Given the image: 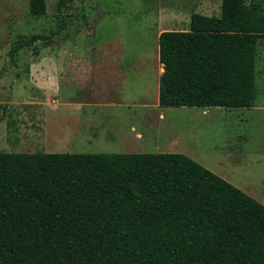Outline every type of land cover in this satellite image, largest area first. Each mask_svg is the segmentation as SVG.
Here are the masks:
<instances>
[{
    "label": "trees",
    "instance_id": "trees-1",
    "mask_svg": "<svg viewBox=\"0 0 264 264\" xmlns=\"http://www.w3.org/2000/svg\"><path fill=\"white\" fill-rule=\"evenodd\" d=\"M260 37L264 0L161 31L159 104L252 107ZM0 264H264V203L183 152L0 147Z\"/></svg>",
    "mask_w": 264,
    "mask_h": 264
},
{
    "label": "rangeland",
    "instance_id": "rangeland-1",
    "mask_svg": "<svg viewBox=\"0 0 264 264\" xmlns=\"http://www.w3.org/2000/svg\"><path fill=\"white\" fill-rule=\"evenodd\" d=\"M46 2V13L34 15L29 0H0V147L3 150L46 151L38 148L37 142L24 144V125L40 127L53 122L63 125L68 119L69 123L78 122L72 118L75 106L52 105L49 98L43 97V91L34 87L31 76L43 74L49 68L44 59L84 58L89 60L83 68L91 87L85 95L76 93L73 99L114 100L116 105L100 106L95 115L84 106L79 111L83 114L86 109L83 124L96 121L106 129L97 133V139H94L97 134L85 133L87 136L75 143L67 138L55 143L48 136V141L55 143L49 152L130 150L123 147L125 144L134 145L142 152H183L264 203V37L258 42L257 97L252 107L144 106L139 104L157 102L159 31L188 29L193 11L220 15L221 0ZM34 33L51 38L21 48L12 60L11 47ZM109 59L117 62L111 64ZM39 62L43 64L35 66L37 70L33 72L32 64ZM60 98L64 101L63 96ZM35 109L39 110V120L36 115L33 117ZM61 115L68 119H62ZM131 125L137 130L143 127L144 136L135 139L127 135ZM108 129H115L119 137L113 132L114 139L102 136ZM30 135L35 138L38 134Z\"/></svg>",
    "mask_w": 264,
    "mask_h": 264
},
{
    "label": "crops",
    "instance_id": "crops-1",
    "mask_svg": "<svg viewBox=\"0 0 264 264\" xmlns=\"http://www.w3.org/2000/svg\"><path fill=\"white\" fill-rule=\"evenodd\" d=\"M161 31L163 30L161 29L158 35L161 33ZM88 61L89 60H86L84 58H66V59L47 58V59H44L43 61L45 65L49 66L47 70H44L45 73L40 74L38 72V74H34L33 76H31L36 84L34 85V87L37 88L38 90L43 91V97H45V99L49 98L50 100L48 99V101L52 105L57 106L58 103L59 104L64 103L66 105L75 106L74 109L76 111L74 112L76 113L72 114V118L78 119V122L69 123L68 117L61 115L62 119L63 118L68 119L67 124H64L63 122V125H60L58 123L55 124V122H53V125L49 124V126H46V124L44 123L40 127H35V126L29 127L28 125L26 126L24 125L25 127L23 126L22 132H24V136L26 138L28 136V139L26 138L23 139V142L26 146L29 145L30 143L32 145L33 143L37 142L39 143L38 148L42 147L43 149L46 150V152H49V151H52L51 147L54 146V144L56 143L55 141L57 140L59 141L63 138L64 139L67 138L70 140H74V143H75L77 142V140L82 139L81 137L87 136L85 135V133L89 134L93 132V134H97V133L101 134V132L106 129L103 126H99L98 124H96V121L93 122V120H92L93 122L92 124L84 125L82 117H83V114L86 112V109L83 112V114H81L79 111L83 110L84 106H86V107H89V113L95 115L97 114V112H99L98 107L100 106H105L107 104L110 106L116 105V102L114 100H111L110 102H101V101H96V100L75 101L73 99V97L76 96V93H79V95H85L88 89L90 90L91 84L88 85V81H86L85 79L87 76L85 75L86 69L83 68L87 64ZM113 61L115 60H112V59L108 60V62H111V64ZM159 61H160V58H159ZM39 63L32 64L33 72L37 70L35 66L43 64L41 62ZM159 63H160L159 65L160 70L157 71V80H160V76L162 72L164 71L163 63L161 61ZM75 69H78V71H76ZM63 91L64 93H62ZM157 91H158V94L157 93L156 94L158 95V97H157L156 103H144V104H139V105L161 107V105L159 104V87ZM61 96L64 97V101L61 100L60 98ZM132 105H136V104L133 103ZM35 115L36 117H38L36 119L39 120V117H40L39 110H36L35 113H33V117ZM160 115L162 116L163 114L161 113ZM58 119L59 117L57 116V120ZM59 121L60 119L58 120V122ZM141 129L142 130H137L134 125H131L129 129L126 130L129 132V134L127 135H131L135 139L142 138L144 136L145 130H143L144 129L143 127ZM114 131L115 129H108L109 135H108V132H104V135L102 136L106 138L110 136L111 139H114L113 137V135L115 134ZM30 134H32L33 136L35 134H38L39 137H43V138H41V140L36 139L38 135L34 136L35 138H32ZM115 135H116V138L119 137V135L117 134ZM48 136H50L51 140L54 141L55 143L54 142L50 143L48 141ZM97 136L98 134L94 137V139H97L98 138ZM85 140H87V138ZM38 141L46 142V143H40ZM23 142H22V145H23ZM123 147L125 149H130V150L123 151V152H129V151L130 152H142L140 149H138L137 147L131 144H125V146ZM31 149H34V148H31ZM24 152H33V151L31 150V151H24Z\"/></svg>",
    "mask_w": 264,
    "mask_h": 264
},
{
    "label": "bare ground",
    "instance_id": "bare-ground-1",
    "mask_svg": "<svg viewBox=\"0 0 264 264\" xmlns=\"http://www.w3.org/2000/svg\"><path fill=\"white\" fill-rule=\"evenodd\" d=\"M179 143V142H178Z\"/></svg>",
    "mask_w": 264,
    "mask_h": 264
}]
</instances>
